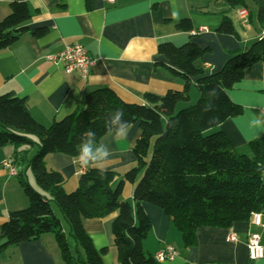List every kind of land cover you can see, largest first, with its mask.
<instances>
[{
  "label": "trees",
  "instance_id": "16d2710c",
  "mask_svg": "<svg viewBox=\"0 0 264 264\" xmlns=\"http://www.w3.org/2000/svg\"><path fill=\"white\" fill-rule=\"evenodd\" d=\"M230 7H246L245 0H221ZM256 21L262 36L245 51L231 55L223 67L208 74L197 62L209 51L194 42L179 47L162 43L157 54L167 64H160L171 75L183 80V89L159 96L145 94L144 103H125L110 89L88 93L82 108L54 121L49 126L36 122L25 98L9 92L0 95V147L14 148L9 159L23 178L30 171L37 189L22 179L28 205L12 211L1 225L0 250L52 234L64 264H103L101 256L83 229V220H95L116 213L112 223L113 247L119 264H160L143 250L142 243L151 229L143 203L163 211L180 232L183 246L196 244V230L201 227L229 228L237 222H248L252 213L264 215V138L246 143L234 150L226 136L207 130L242 113L227 91L243 79L245 70L261 63L264 67V2L253 0ZM90 8L89 0L86 1ZM30 11L25 2H12L9 13L0 21V51L14 45L24 34L41 37L45 29L30 32L26 23ZM176 28L189 32L187 18ZM237 35L225 17L217 30ZM195 87L198 98L189 102V87ZM117 111L123 113L129 126L136 123L140 136L131 147L135 164L115 188L114 171L94 167L79 174L74 191L65 193L63 175L48 169L45 158L61 153L77 159L83 134L94 131L96 142L109 134L105 121ZM114 134V133H113ZM36 152L29 157L32 147ZM134 184L133 205L121 199L123 185ZM54 205L68 227V234L83 250L84 259L71 255ZM78 250V248H77Z\"/></svg>",
  "mask_w": 264,
  "mask_h": 264
},
{
  "label": "crops",
  "instance_id": "0c3cea01",
  "mask_svg": "<svg viewBox=\"0 0 264 264\" xmlns=\"http://www.w3.org/2000/svg\"><path fill=\"white\" fill-rule=\"evenodd\" d=\"M86 1L0 0V21L9 13L12 2H25L30 11L26 23L30 32L46 31L41 37L24 34L14 45L0 51V95L11 92L25 98L32 118L46 127L82 108L88 93L95 90L110 89L121 101L136 104H143V96L147 93L162 96L168 91L182 90L183 80L160 65L167 64L165 58L157 54V47L162 43L179 47L191 41L208 48L197 66L211 74L220 70L231 55L247 50L263 34L256 21L257 7L253 0H245L246 7L236 8L221 0H89L90 8ZM243 9L247 13L246 23H242L243 18L238 13ZM225 17L231 21L237 35L217 31ZM184 18L191 23L189 32L176 28ZM201 28L205 31L198 32ZM73 44L84 47L94 60L85 78L77 71L66 73L61 63L47 59ZM227 95L242 107V113L207 133L222 132L231 147L241 151L249 141L264 138V124L255 123L256 120L264 121L261 111L264 108L262 64L248 67L243 79L229 89ZM197 96L193 93V100ZM140 132L134 123L129 126L126 138L109 133L99 139V143L106 144L112 152L102 168L117 173L112 188L134 166L131 147ZM13 151L10 146L0 147V234L8 214L28 205L22 178L8 175L2 165L11 158ZM45 164L48 169L63 175L65 193L76 189L80 174L77 159L53 153L46 156ZM27 173L24 172L28 178ZM262 179L264 182V171ZM27 183L30 185L28 179ZM133 188L134 184L126 182L121 194V199L132 205ZM142 208L151 223L142 243L143 250L155 256L166 246H171L177 252L173 260L160 264H264V259L251 261L246 246L251 233L259 234L264 243V215L263 227H255L249 220L234 223L229 228H198L196 244L185 248L180 232L161 209L146 203ZM115 216L116 213H112L102 219L82 221L94 248L97 251L107 249L101 256L103 264L118 263L111 230ZM66 231L63 229L64 234ZM230 235L236 240L228 241ZM2 242L0 238V244ZM0 264L64 262L54 236L45 234L38 240L0 250Z\"/></svg>",
  "mask_w": 264,
  "mask_h": 264
},
{
  "label": "built area",
  "instance_id": "2783aa9c",
  "mask_svg": "<svg viewBox=\"0 0 264 264\" xmlns=\"http://www.w3.org/2000/svg\"><path fill=\"white\" fill-rule=\"evenodd\" d=\"M238 13L243 18L242 23H246V10L243 9ZM203 31H205V28L199 29L198 32ZM47 59L55 64L61 63L66 73L77 71L82 78L87 76L89 68L94 63V60L89 57L87 50L78 44L66 46L61 51L49 55ZM261 111L264 113V108H262ZM77 164L79 166V172H84L86 168L81 167L79 161ZM2 165L7 170L8 175L12 177L17 175L16 167L9 160L4 161ZM250 220L253 226L263 227L262 215L260 213H252ZM234 240L236 239L233 235L228 237V241ZM246 246L248 249L249 259L251 261L264 259V243L261 241L259 234L251 233L247 239ZM176 255L177 252L173 247L166 246L164 249L159 251L154 258L158 262H163L166 260H173Z\"/></svg>",
  "mask_w": 264,
  "mask_h": 264
},
{
  "label": "clouds",
  "instance_id": "9594fccd",
  "mask_svg": "<svg viewBox=\"0 0 264 264\" xmlns=\"http://www.w3.org/2000/svg\"><path fill=\"white\" fill-rule=\"evenodd\" d=\"M257 125L264 124V121L256 120ZM105 126L110 133L117 138H126L129 131V123L123 117V113L117 111L105 121ZM112 152L104 143H97L94 131L83 134L82 142L78 148L77 159L83 168L95 167L102 169L108 163Z\"/></svg>",
  "mask_w": 264,
  "mask_h": 264
},
{
  "label": "rangeland",
  "instance_id": "374dc122",
  "mask_svg": "<svg viewBox=\"0 0 264 264\" xmlns=\"http://www.w3.org/2000/svg\"><path fill=\"white\" fill-rule=\"evenodd\" d=\"M193 93H195V94L197 93V91H196V89H195L194 86H192L191 93H190L191 95L189 94V96H191V97H190V102H188V103H180V104L177 106V110L180 109V108H183V107H185V106H188V105H190V104H194V103L196 102L198 96H197L196 99L193 100V97H192V96H193ZM197 94H198V93H197ZM207 131H208V130H207ZM207 131L205 132V134H210V133H207ZM36 149H37L36 146H34V147L31 148V150H30V152H29V157H31V156H33V155L35 154ZM77 160H78V159H77ZM77 162H78V161H77ZM79 173H82V172H79ZM27 176H28V178L25 177V174H24L22 179L25 180L26 182H27V179H28L30 185H31L33 188L37 189V187L35 186V183H34V180H33V178H32V175H31V172H30V171H28ZM37 190H38V189H37ZM52 207H53V209H54V213H55V215L61 220V226H62V228H63L64 230L67 229V231H68V227H67L65 221L63 220V218L61 217L60 213L58 212V210L56 209V207H55L54 205H52ZM67 231H66V233H65V237H66V241H67V244H68V247H69V250H70L71 255H73V257H75V258L79 255L82 259H84V254H83L84 252H83V250H81L80 247H77V248H78V250H77V248H76V243H75L74 240L69 236V234H68ZM114 249H115V248H114ZM115 252H116V250H115ZM77 254H78V255H77ZM116 259H117V258H116ZM117 264H119V263H117Z\"/></svg>",
  "mask_w": 264,
  "mask_h": 264
}]
</instances>
